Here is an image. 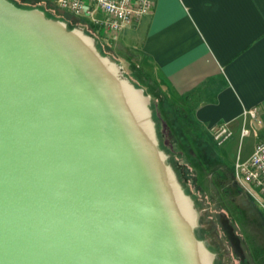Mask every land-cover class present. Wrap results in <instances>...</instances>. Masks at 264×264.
I'll list each match as a JSON object with an SVG mask.
<instances>
[{
	"label": "water",
	"instance_id": "1",
	"mask_svg": "<svg viewBox=\"0 0 264 264\" xmlns=\"http://www.w3.org/2000/svg\"><path fill=\"white\" fill-rule=\"evenodd\" d=\"M128 77L83 30L0 0V264H214Z\"/></svg>",
	"mask_w": 264,
	"mask_h": 264
},
{
	"label": "crops",
	"instance_id": "2",
	"mask_svg": "<svg viewBox=\"0 0 264 264\" xmlns=\"http://www.w3.org/2000/svg\"><path fill=\"white\" fill-rule=\"evenodd\" d=\"M118 34L159 74L200 133L228 124L233 134L219 151L246 126L255 136L252 155L264 131L243 112L257 109L264 118V0H156Z\"/></svg>",
	"mask_w": 264,
	"mask_h": 264
},
{
	"label": "rangeland",
	"instance_id": "3",
	"mask_svg": "<svg viewBox=\"0 0 264 264\" xmlns=\"http://www.w3.org/2000/svg\"><path fill=\"white\" fill-rule=\"evenodd\" d=\"M16 1L41 6L67 22L69 28L75 26L91 35L98 50L121 62L128 79L144 90L150 98L160 148L200 211L197 235L215 254L214 264H264V208L234 180L235 164L250 155L254 133L236 137L225 152L219 151L221 147L211 134L200 133L191 114L169 94L159 74L121 35L101 33L84 19L54 5Z\"/></svg>",
	"mask_w": 264,
	"mask_h": 264
},
{
	"label": "built area",
	"instance_id": "4",
	"mask_svg": "<svg viewBox=\"0 0 264 264\" xmlns=\"http://www.w3.org/2000/svg\"><path fill=\"white\" fill-rule=\"evenodd\" d=\"M155 1L52 0L61 10L84 19L95 30L107 35L118 34L128 25L149 14L155 5ZM243 116L259 121L264 131V118H259L257 109L244 110ZM209 131L218 146L223 145L233 134L227 123L212 125ZM249 132V128L243 126L241 137H245ZM234 180L246 192L254 196L264 208V139L255 145L249 158L238 159L234 168Z\"/></svg>",
	"mask_w": 264,
	"mask_h": 264
},
{
	"label": "trees",
	"instance_id": "5",
	"mask_svg": "<svg viewBox=\"0 0 264 264\" xmlns=\"http://www.w3.org/2000/svg\"><path fill=\"white\" fill-rule=\"evenodd\" d=\"M14 3H16L18 6H21V7H24V8H35V7H38V8H40V9H42L41 8V6L39 7L38 5H30V4H22V3H19L18 1H16V0H12ZM43 10V9H42ZM45 11V10H44ZM45 13L47 14V16L48 17H50V18H54V19H58V18H56V17H54V16H51L50 14H48L46 11H45ZM68 13V12H67Z\"/></svg>",
	"mask_w": 264,
	"mask_h": 264
}]
</instances>
